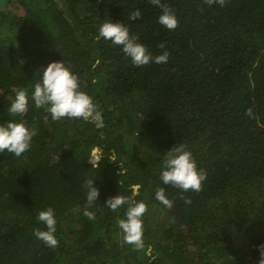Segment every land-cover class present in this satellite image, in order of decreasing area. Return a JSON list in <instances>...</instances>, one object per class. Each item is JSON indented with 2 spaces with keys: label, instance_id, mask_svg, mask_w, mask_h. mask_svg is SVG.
I'll return each instance as SVG.
<instances>
[{
  "label": "trees",
  "instance_id": "trees-1",
  "mask_svg": "<svg viewBox=\"0 0 264 264\" xmlns=\"http://www.w3.org/2000/svg\"><path fill=\"white\" fill-rule=\"evenodd\" d=\"M160 3L175 12L174 30L157 22L161 8L152 0H0V122L24 120L35 131L21 156L0 152V264H258L264 0ZM135 9L141 17L129 19ZM105 19L125 23L153 55L166 49L168 62L134 65L119 45L97 39ZM63 59L102 111L103 127L54 121L31 99L24 114L7 112L15 90L30 92L47 63ZM177 143L207 174L199 192L159 178L165 152ZM94 146L103 152L98 162H90ZM90 179L99 189L91 204ZM133 183L147 205L143 235L152 258L123 241L117 222L127 205L113 211L104 204L130 195ZM159 187L171 207L155 198ZM49 206L55 248L33 234L44 228L37 214Z\"/></svg>",
  "mask_w": 264,
  "mask_h": 264
},
{
  "label": "clouds",
  "instance_id": "clouds-1",
  "mask_svg": "<svg viewBox=\"0 0 264 264\" xmlns=\"http://www.w3.org/2000/svg\"><path fill=\"white\" fill-rule=\"evenodd\" d=\"M152 3L161 8L157 22L168 30H174L179 22L175 12L167 5L161 4L160 0H152ZM140 17V10L135 9L128 18L138 19ZM97 32V39H103L112 45H119L121 51L138 67L149 63L168 62L169 53L166 49L153 55L143 43L139 42L137 36L130 34L125 23L105 19L99 25ZM159 46L164 48L163 43ZM98 63L99 60L92 67L95 68ZM29 99L33 101L36 108L43 107L50 113L54 121L79 118L94 122L97 128L103 127L102 111L94 102L93 97L82 90L79 75L72 71L64 59L47 63L39 73L38 80L30 92L26 88L15 90L14 99L9 104L7 112L13 117L24 114L28 109ZM246 114L252 115V109H247ZM34 135L35 131L30 129L24 120H4L0 122V152L6 151L15 156H21L30 148ZM90 152V162H98L101 157H104L99 146H94ZM98 166V163H92V168ZM159 178L163 185H172L183 191L199 192L202 183L207 179V174L203 169L198 168L192 151L183 143H177L165 152ZM86 186V200L91 204L98 200L99 189L94 186L92 179L86 181ZM140 189V184L133 183L129 185L130 195L117 194L108 198L104 204L113 211L127 205L124 218L117 222L123 234V241L136 249H144L145 254L152 258L151 247H146L143 235V217L147 211V205L143 200L136 199ZM155 198L166 207H171L172 201L167 198L164 187L157 188ZM84 215L90 219L93 218L92 213L87 209L84 210ZM37 220L44 225V228L34 229V236L49 248L57 247L59 241L56 238L57 219L54 209L49 206L39 211ZM257 250L259 252L258 264H264V244L257 245Z\"/></svg>",
  "mask_w": 264,
  "mask_h": 264
}]
</instances>
